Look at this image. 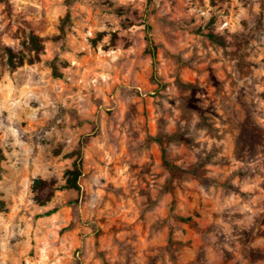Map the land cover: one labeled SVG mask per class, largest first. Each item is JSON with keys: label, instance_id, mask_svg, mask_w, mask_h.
I'll return each mask as SVG.
<instances>
[{"label": "rangeland", "instance_id": "obj_1", "mask_svg": "<svg viewBox=\"0 0 264 264\" xmlns=\"http://www.w3.org/2000/svg\"><path fill=\"white\" fill-rule=\"evenodd\" d=\"M0 264H264V0H0Z\"/></svg>", "mask_w": 264, "mask_h": 264}, {"label": "trees", "instance_id": "obj_2", "mask_svg": "<svg viewBox=\"0 0 264 264\" xmlns=\"http://www.w3.org/2000/svg\"><path fill=\"white\" fill-rule=\"evenodd\" d=\"M147 42H148V49L147 50L150 53V55L152 56V58L155 60V58H156V47H155L153 41L151 40V38L149 36L147 37ZM31 43H32V45L36 51H40L42 49V45L40 44V38L39 37H37V36L32 37ZM68 173L72 174L73 177L68 179L67 186L70 188H77V184H76L77 172L75 170H71ZM44 182L45 181L37 180L35 182V185H37L39 187V184H40V186H42V184Z\"/></svg>", "mask_w": 264, "mask_h": 264}]
</instances>
